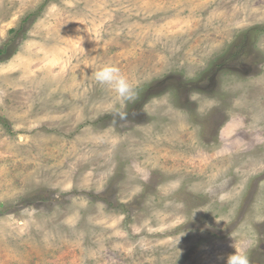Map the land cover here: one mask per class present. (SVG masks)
I'll use <instances>...</instances> for the list:
<instances>
[{
  "label": "rangeland",
  "instance_id": "374dc122",
  "mask_svg": "<svg viewBox=\"0 0 264 264\" xmlns=\"http://www.w3.org/2000/svg\"><path fill=\"white\" fill-rule=\"evenodd\" d=\"M105 64L140 82L126 120ZM243 240L264 264V0H0V264H223Z\"/></svg>",
  "mask_w": 264,
  "mask_h": 264
},
{
  "label": "clouds",
  "instance_id": "9594fccd",
  "mask_svg": "<svg viewBox=\"0 0 264 264\" xmlns=\"http://www.w3.org/2000/svg\"><path fill=\"white\" fill-rule=\"evenodd\" d=\"M93 78L96 83L109 88L116 94V101L120 107H117L114 103L108 111L114 115V118L126 120L128 112L124 109L127 108L129 103H134L137 99L136 88L140 82H130L117 66L110 64L97 67L93 72ZM178 186L179 182L176 183L175 187ZM252 246L251 240H243L238 247H234L235 251L233 253L228 254L226 257H220V259L223 260V264H250L248 253Z\"/></svg>",
  "mask_w": 264,
  "mask_h": 264
}]
</instances>
